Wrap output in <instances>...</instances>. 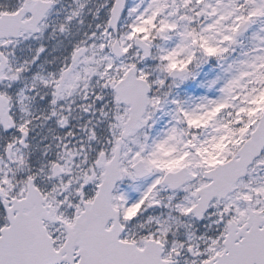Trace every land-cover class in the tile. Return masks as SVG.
<instances>
[{"label": "snow or ice", "instance_id": "obj_1", "mask_svg": "<svg viewBox=\"0 0 264 264\" xmlns=\"http://www.w3.org/2000/svg\"><path fill=\"white\" fill-rule=\"evenodd\" d=\"M0 264H264V0H0Z\"/></svg>", "mask_w": 264, "mask_h": 264}]
</instances>
